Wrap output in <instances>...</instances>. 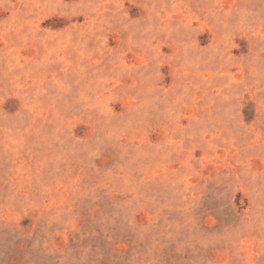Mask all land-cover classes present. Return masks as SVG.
<instances>
[{
	"label": "rangeland",
	"instance_id": "rangeland-1",
	"mask_svg": "<svg viewBox=\"0 0 264 264\" xmlns=\"http://www.w3.org/2000/svg\"><path fill=\"white\" fill-rule=\"evenodd\" d=\"M0 264H264V0H0Z\"/></svg>",
	"mask_w": 264,
	"mask_h": 264
}]
</instances>
